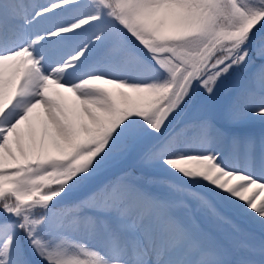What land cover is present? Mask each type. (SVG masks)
Returning <instances> with one entry per match:
<instances>
[{
    "label": "snow or ice",
    "instance_id": "1",
    "mask_svg": "<svg viewBox=\"0 0 264 264\" xmlns=\"http://www.w3.org/2000/svg\"><path fill=\"white\" fill-rule=\"evenodd\" d=\"M0 264H264V0H0Z\"/></svg>",
    "mask_w": 264,
    "mask_h": 264
}]
</instances>
